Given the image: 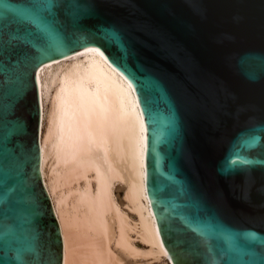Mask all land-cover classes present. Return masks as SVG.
Segmentation results:
<instances>
[{
    "label": "water",
    "instance_id": "1",
    "mask_svg": "<svg viewBox=\"0 0 264 264\" xmlns=\"http://www.w3.org/2000/svg\"><path fill=\"white\" fill-rule=\"evenodd\" d=\"M0 45V264L62 263L36 75L94 55L136 96L164 264H261L264 0H0Z\"/></svg>",
    "mask_w": 264,
    "mask_h": 264
},
{
    "label": "bare ground",
    "instance_id": "2",
    "mask_svg": "<svg viewBox=\"0 0 264 264\" xmlns=\"http://www.w3.org/2000/svg\"><path fill=\"white\" fill-rule=\"evenodd\" d=\"M40 175L61 264H164L145 188L146 129L130 83L97 55L36 75Z\"/></svg>",
    "mask_w": 264,
    "mask_h": 264
},
{
    "label": "snow or ice",
    "instance_id": "3",
    "mask_svg": "<svg viewBox=\"0 0 264 264\" xmlns=\"http://www.w3.org/2000/svg\"><path fill=\"white\" fill-rule=\"evenodd\" d=\"M29 19H30L31 23L39 24L41 18L38 15H35ZM106 37L110 40H113V41L118 40V37L115 33H107ZM0 47H2V45H0ZM54 54H55V51L47 53V55H50V56H52ZM238 163L243 165V164L249 163V161L240 155L239 150H234L233 153H231L228 157L225 158V161L223 162L222 170H225V171L231 170ZM261 264H264V260L261 261Z\"/></svg>",
    "mask_w": 264,
    "mask_h": 264
}]
</instances>
